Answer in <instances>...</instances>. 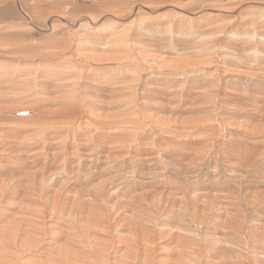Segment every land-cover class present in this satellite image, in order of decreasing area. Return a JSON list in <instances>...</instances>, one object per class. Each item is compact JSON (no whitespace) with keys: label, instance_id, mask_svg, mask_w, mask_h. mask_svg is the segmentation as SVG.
Masks as SVG:
<instances>
[{"label":"bare ground","instance_id":"bare-ground-1","mask_svg":"<svg viewBox=\"0 0 264 264\" xmlns=\"http://www.w3.org/2000/svg\"><path fill=\"white\" fill-rule=\"evenodd\" d=\"M0 264H264V0H0Z\"/></svg>","mask_w":264,"mask_h":264}]
</instances>
